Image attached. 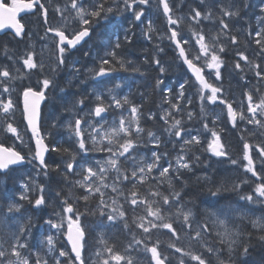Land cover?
Returning a JSON list of instances; mask_svg holds the SVG:
<instances>
[{"label": "snow or ice", "instance_id": "6c2138e0", "mask_svg": "<svg viewBox=\"0 0 264 264\" xmlns=\"http://www.w3.org/2000/svg\"><path fill=\"white\" fill-rule=\"evenodd\" d=\"M150 0H122L123 9L119 5L114 9L109 5V0H92V2L86 7L85 0H66L63 7L57 5L55 11L60 14L63 24L60 27L52 28L48 27L47 32L54 34L58 40H54L55 47L58 51L56 66L51 69L52 72L64 65L65 53L71 49H75L77 45L81 44L85 38L90 37L92 29L95 25H98L101 20H107L109 14L114 12L119 13L122 10H134L137 5H148ZM115 3V0H112ZM160 6H162L163 14L167 19L169 25H175L176 28L170 29L169 39L175 44L178 50V58L183 61V64L187 66V69L195 77V81L199 85L200 99H205L204 92L207 90L211 94L207 96V99L215 103L218 99V93L221 91L219 87L214 86L205 78V69L214 71L217 80L221 78V68L224 66L220 53L225 51L223 44L220 42L222 36H228L232 44L237 43V37L235 35H229L231 29L229 23L225 18L233 19L239 18L244 9L250 7L245 0H229L227 5L219 3L220 15L218 21L220 28L218 32L214 33L211 38H208L204 33L203 28L190 27V38L185 39L178 31L179 25L184 20L183 16L173 15V8L169 4V0H158ZM200 4H205V0H200ZM38 8L44 16V22L47 23L48 9L39 0H11L8 3L7 0H0V29L5 27H11L15 29V35L17 37L24 35L25 25L17 19L18 15L22 12L31 11ZM261 14H264V6L260 8ZM144 15L143 9L134 11L135 21H141V17ZM213 11L209 8L205 12H201L198 9H192L189 13V19L194 21L196 25H200L202 20L211 19ZM77 24V29H72L71 38L66 34L69 31L71 24ZM151 22H149V32H151ZM148 39H152L151 35L146 33ZM255 43L260 45L261 52L264 53V29L256 32ZM195 39L196 44L199 46L198 50L190 52L184 45L190 43V39ZM125 41L130 42V37L126 34ZM121 47L119 39H117L114 47L111 51L106 53V57L101 58L99 61L98 70H94L96 78L108 75L112 71H116V68L111 67L115 62L119 69L125 68V61L122 58H117L116 49ZM163 51V49H159ZM240 60L248 61V57L244 53H237ZM34 52L25 53L24 57H21L23 66L29 70L40 69L43 70V64L37 62L34 59ZM12 59L11 56L8 57ZM159 66V72L165 71L163 66H160V61H154ZM130 63V62H128ZM253 69H259V64H253ZM237 70L243 71L241 63L235 64ZM138 71L139 69H135ZM19 71V70H17ZM78 72L79 69H74ZM255 75L264 79V74L261 71H256ZM0 85L3 86V92L9 93L14 90L11 85L12 81L16 79L13 77L8 68L0 67ZM42 84L40 90H35L29 86L23 90V119L27 121V128L31 131V138L35 141L34 152L30 149L31 159H27L21 151L16 150L14 147H5L0 143V174H6L13 165H22L25 162L33 163L38 162V170L43 171L44 175L48 174V165L45 162V153L51 151L65 152L69 155V161L65 164V172L67 179L68 173L75 172L76 152L71 151L68 148L52 147L51 149L45 143V136L41 134L40 130V117H41V103L46 100V91L53 84V80L50 78H44L39 81ZM161 80H157L156 87L159 88ZM188 81L181 83L180 91L177 94V99H183L185 97V84ZM119 87V85H117ZM164 91V90H162ZM168 93L172 92V89L166 90ZM259 92V89L256 90ZM247 96V113H251L250 117H246L243 111L238 112L235 110L231 103H227V114L231 120L233 127L236 126L237 119L241 121L247 120L248 124H252L256 127L264 129V95H260L258 100H254L252 92L246 94ZM96 104L89 115L93 117H99L100 120L96 123L97 127L88 121L83 123L88 125L91 129L87 132L82 127V117H76L74 122H69L68 128L76 137V144L78 150L83 152L99 151L106 152L107 158L103 161H96L94 166H82V170L79 173L81 179L76 180L73 183V187H78L83 191V194L78 197L79 200H83L85 204H88L90 199L98 198V204L95 209L90 211L86 210V213H80L75 207L73 201L69 202L71 193L65 195L61 200L63 205L62 213H57L58 221L54 222L49 219L45 221L51 228L56 229L58 232L67 225V230L64 233L67 237L69 244L71 245V252L74 253V257L70 258V264H75L76 261L79 264H84L82 258V251L86 242V230L81 223V216L85 214L99 215L102 218H106L109 222H114L117 219L125 221V229L129 228L127 223L126 212L124 210V203H128L135 211L140 207L143 209V214L133 219V224L137 229L142 230L145 239H137L136 235L132 233V240L129 244L119 251L115 245H110L107 241L101 237V243L103 244L102 250L98 249L95 253L96 264H138L137 260L133 257V252H139L141 245H143V251L150 253V264H171L169 257L164 255L160 250V241L157 240L154 244L149 246L146 240H151V234L153 230L166 229L171 233L172 237L177 240L180 238L179 233L184 232L189 237L190 241L199 242L204 250L213 255L216 259V264H233V258L239 259L240 257H248L250 255V248L252 247L250 239L252 232L246 231L240 224L233 222L231 213L234 212L230 206H223L220 204L219 196L222 191L228 189L223 185L208 188V194L210 197L217 199H207L204 201L206 205L204 209L205 221L204 223L196 222L194 225L196 212L192 208L185 206L182 200V191L177 190L173 178L180 179L181 170H191L192 161L188 158L186 153L197 145L201 144V140L198 135H190L187 133V129L183 127L182 118H176L175 113L181 111V106L178 103L164 98V102L170 105L171 110H165L163 116L160 117L166 125L164 131L167 132L169 137H175L177 141H182L180 154L175 158V165L169 162L167 166H162L160 161L163 156H167V153H159L153 151L151 158L141 157L138 154L139 148L147 141L152 142L155 147H159L161 144V138L151 130L145 129L141 125V112L140 106L133 104L127 96L116 97L111 96L107 102L103 95H96ZM76 105L82 106L84 99H78ZM188 103H191L189 100ZM221 103H226L221 100ZM126 109L129 113L128 116L121 113L118 122L113 120L111 124L105 128L104 121L105 114L109 109L115 108L119 110ZM203 111V108L201 109ZM0 113L3 115L5 121L4 131L11 133L20 140L23 144L21 134L18 128L10 122L14 118L15 105L13 100L9 97L7 100L0 99ZM188 119H192V113L188 112ZM149 119H154L152 114H149ZM55 126V125H54ZM204 128L207 129L208 125L204 124ZM188 134L189 138L185 139L184 135ZM213 139L207 144V151L215 157H225L228 153L225 151V146L221 143V138L217 132L212 131ZM86 140L91 142V148L86 147ZM107 141V143H105ZM25 147H28L25 144ZM259 155L264 157V146H256ZM243 160L247 161L244 165L246 172L257 177V180L261 181L255 185V195L241 196L240 199L247 202H255L257 198L264 200V177L260 176L256 171L254 161L251 156L252 146L248 142L243 144ZM194 155V153H193ZM196 161L200 160L199 156H194ZM233 165L237 164V160L232 159ZM199 179V178H198ZM205 181H209V178L205 176ZM111 181V182H109ZM71 183V182H70ZM130 184L131 187L127 190L124 189V185ZM166 185V187H165ZM144 190L141 191V187ZM25 189V194L19 196V200H28L32 203L30 197L26 194L29 190V185L24 184L22 186ZM239 188V184L233 185L232 190L235 191ZM111 189V192L105 190ZM39 192L41 193L34 200V207L39 208L45 204V197L43 195L44 187L39 186ZM61 193L57 192V196ZM123 198L124 203H121ZM22 205L19 203H11L7 206V212L11 214L21 212ZM109 210V211H106ZM243 220L245 217H238ZM253 229L259 230L260 234L258 239L264 241V217L253 219L250 221ZM174 225H176L174 227ZM104 225L101 223L100 225ZM32 227V221L29 217L26 223L19 226L18 230L12 234L11 242L0 241V264H33L31 254L25 255L24 251L28 248L23 238L30 234ZM213 234L216 237V242L220 247H213L209 244L205 238L206 235ZM247 237L249 242H245L244 238ZM49 250L52 251L55 248V241L53 236L49 235L46 238ZM9 243V247L5 249L4 244ZM168 247L174 248L176 253H181L179 264H185L184 256L190 257L192 261L198 262V264H210L209 260H206L203 254H196L194 252L186 251L185 249L178 247L175 243H169ZM69 254L65 251H59L60 257H67ZM34 264H48L47 260L36 257ZM55 264H61L59 260L55 261ZM241 264H248V261L242 260ZM254 264V262H253ZM261 264H264V259L261 260Z\"/></svg>", "mask_w": 264, "mask_h": 264}, {"label": "trees", "instance_id": "16d2710c", "mask_svg": "<svg viewBox=\"0 0 264 264\" xmlns=\"http://www.w3.org/2000/svg\"><path fill=\"white\" fill-rule=\"evenodd\" d=\"M245 2L248 3L250 7L244 9L239 18H225L231 29L229 35H235L237 37V43L232 44L228 36L221 37L220 42L225 48V51L220 53L224 63V66L221 68V78L217 80L213 70L205 69V72L208 73L209 83L221 89L217 94L219 99L216 101L217 103H211L207 99V96H209L207 93H210L208 91L204 92L205 99L201 101L198 83L188 74L183 64L177 60L178 57L175 47L169 39L168 22H166L165 18H162L163 13L161 6L157 2L158 6L155 9V13L152 14V28L155 29L153 33L156 35L160 33V40L153 41L152 39L142 38V33L137 32V26L134 24L132 27L133 35L130 37V42L125 41V39L121 40V47L116 49L117 58L124 59L125 68L127 70L119 69V66L113 62L111 67L117 70L112 71V76L105 80L107 81L106 84H103L104 80L94 82L89 79L87 77L89 71L93 74L94 70H98L101 58L111 59V57H106V53L111 51L114 47V45H92L90 55H88L87 51V54L83 56L82 61L85 65L76 67L79 69L78 72L74 71L76 68H73V70L69 72H65V74L63 72L65 75L64 86L57 100H51V104L49 105L51 108L48 110L50 118H52L51 120L55 122V126L50 125L51 123L49 122L46 126L48 130L46 134L57 133L56 144L53 139H49V143L52 147L68 148L76 152V150H78L76 142L64 139L63 137L60 138L59 134L63 129L61 127V124L64 122L63 118L69 113L66 110L65 102L68 105L71 104L77 107L80 105H76L75 102L83 98V105H88L90 107L96 104V95H103L104 92L105 95L109 93V98L110 95L115 96V94L118 98L127 96L133 104L140 106L141 112L143 113L141 116V125L145 129L156 133L160 138H163V144H171L170 150H168V146L165 145L159 146V150L155 147L157 152L161 154L167 153V156L162 157L160 161L161 165L167 166L169 162L175 165V158L180 154L182 141H177L175 137H173L170 142L166 141L164 138V129L166 125L164 121L160 119V117L164 115L165 110H171L167 105L168 103L164 102V98L168 95L169 97H167V99L170 98V100L181 106V111L175 113L176 118H182L183 127L187 130H192V133L198 135L201 140L200 145L195 146L186 153L188 158L192 161L191 170H181L179 180L173 178L176 189L182 191V200L185 206L192 208L196 212L194 225L196 222H206L204 216L206 205L204 201L207 199H217L209 196L208 188L212 187L214 189L216 186L223 184L228 190L220 193V204L223 206H230L234 209V212L230 214L233 222L240 224L246 231L252 232V237L250 239L252 247L249 250L250 256L240 257L239 259L234 257L233 264H241V261L245 259L251 264H253V262L254 264H261V260L264 259V241L258 239L260 231L253 229L250 225L244 224L245 222H239L235 219V217L239 216L237 215L239 211L235 209L234 205L240 202V196L245 194L254 195L251 190L252 183L255 182L253 181V177H251V179H245L248 172L243 168L244 165H246V161L242 158L244 151L243 144L244 142H248L252 146L254 154L256 152L259 153L256 146H264V129L247 124L244 120H237L236 126L233 127L231 120L228 118L226 108L227 103H231L234 106H238L239 109H247V93L252 92L254 100H258L260 95H264V79L255 75L256 71H261L262 74H264V53L261 52L260 45L255 43L256 39H258V37H256V32L264 29V14L260 12V8L264 6V0H245ZM219 3L227 5L229 0H205V4L203 5L200 4V0H175L174 5L171 6L173 8V15H182L183 13L180 12L182 9H186L184 12H188V15L184 17V20L179 25V32H187L189 39L191 35L190 27L197 29L203 28L206 36L211 38L220 28L218 21L220 13L217 6ZM209 8L213 11L212 18L202 20L200 25H196L194 21L188 18L192 9L205 12ZM127 23L135 22L129 20ZM145 26L147 27V24H145ZM32 32L31 36L34 39L36 33L35 31ZM17 43L20 44L21 41L17 40ZM185 47L188 51L194 52L198 50L199 46L193 38L190 39V43L185 45ZM22 49H24L23 45ZM159 49H163V51H159ZM95 52L98 55L97 57H95ZM146 52H148V54ZM240 52L248 57L250 63L240 60V57L237 55V53ZM154 57L157 58L156 60L160 61V66L164 67L165 71L163 73L159 72V66L154 62ZM237 62L241 63L242 72L235 68ZM253 64H259L260 68L253 69ZM88 65H93V67H89ZM135 69L139 70L136 71ZM158 79L163 81L159 88L156 87ZM135 81L137 82L134 83ZM185 81H188V83L185 84V97L183 99H177V94L180 91L179 86ZM86 83L88 84L87 86L85 85ZM117 85H119V87H117ZM124 88L127 89L124 90ZM167 89H172V92L168 93L166 91ZM257 89H259V92L256 91ZM123 90L125 91L124 94H122L124 92ZM189 100L191 103H188ZM221 100L226 103H221ZM105 102H107V98ZM53 106L58 107L57 112L52 110ZM127 108L128 106H125V110L118 111L114 108L115 111L113 112H116L114 113L115 115L111 114L113 112L109 114L112 118L113 116H117L118 112L129 115L126 110ZM202 108L203 111H201ZM188 112L192 113L191 120L188 119ZM149 114H152L155 118L149 119ZM204 124L208 125L207 129L204 128ZM212 131L217 132L220 136L225 146V151L228 153L227 156L218 158L212 156V154L207 151V144L211 141ZM184 138L188 139L186 135H184ZM145 141L148 143L146 136ZM142 148L143 146L139 148L138 152L141 153ZM194 156H199L200 160L196 161ZM80 159H82V157L76 155V160L79 161ZM232 159L237 160V164L233 165L231 163ZM68 161V153L50 151L46 162L49 166L47 170L48 174L45 176L43 171L39 172L38 178L40 182L38 183V187L43 185L46 190L43 193L46 201L54 204L52 207L54 210L58 209V212L62 211L63 205L61 203L60 207H58L57 204L60 203L63 197L69 194V192L71 193L69 202L72 203L75 201L74 207L80 213H86V210L90 211L95 209L98 204V198L90 199L88 204H85L83 200L78 199V197L83 194V191L78 187H73L72 183H70L71 179L69 177H71V174L68 173L67 179L65 178V164ZM89 164L91 163H87L86 166H89ZM234 169L242 172L239 181L235 179V175H232ZM205 176L209 178L210 182L203 179ZM80 178V175L76 177L78 180ZM236 184H239V188L233 191L232 187ZM6 186H10L11 188H0V237L2 241L11 242L12 234L18 230L21 224L26 223L29 217L22 215L21 212L11 214L10 216L6 214L7 212L4 208L8 204L14 202L19 203L23 206L22 209L25 205L22 203L25 202L24 200L21 201L18 199L20 195L17 191L16 184L6 183ZM123 187L127 192L131 185L126 184ZM144 187L146 186H142L140 190L143 191ZM10 192L11 194L7 196L6 194ZM57 192H60L62 195L57 196ZM107 192H111V189H107ZM40 194V192H37L32 196L35 197ZM30 199L32 203L28 201L27 204H31V207L35 198ZM120 199L121 203H124L123 198L121 197ZM255 204L253 207L256 208V211L263 214L264 204L259 203L258 206H255ZM124 210L129 225L128 229H125V221L123 220L117 219L114 222H109L106 218H102L99 215L85 214L81 216V223L86 230V242L84 244L85 249L83 256L84 264H96L97 258L95 253L98 249L102 250L103 248L101 237L110 245H115L116 249L119 251H123L132 240V233L136 235L137 239H145L142 230L137 229L133 224V219L142 215L143 209L138 207L133 211V208L128 203H124ZM23 214H25V212H23ZM101 223L104 225L103 227L100 226ZM175 226L176 225H174V227ZM31 230V234L26 235L27 239L30 238V235L32 236V239L27 243L28 248L26 250L29 251L35 249V247H33V245H35V238L33 235H36L35 233L40 234L41 225L32 222ZM179 235L180 238L177 240L172 237L171 233L166 229L153 230L151 240H146V243L151 246V244L159 240V250L169 257L171 264H179L181 253H176L174 248L168 247L169 243H175L178 247L186 251L196 254L202 253L204 258L210 261V264H216L215 257L207 253L199 242L190 241L189 237L186 236L183 231H181ZM37 238H39V236ZM205 238L210 245L218 247L216 237L213 234H208ZM244 240L245 242H249L247 237H245ZM58 244L61 248L66 250V244L63 239L58 240ZM4 246L9 247V243H5ZM139 247L140 251L133 252V257L137 260L138 264H150V253L143 251V245ZM37 249L41 250L42 248ZM62 258L61 264H70V255ZM182 258L185 260V264H198V262L192 261L190 257L184 256ZM75 264L79 263L75 262ZM166 264H168L167 261Z\"/></svg>", "mask_w": 264, "mask_h": 264}, {"label": "flooded vegetation", "instance_id": "af4514ba", "mask_svg": "<svg viewBox=\"0 0 264 264\" xmlns=\"http://www.w3.org/2000/svg\"><path fill=\"white\" fill-rule=\"evenodd\" d=\"M85 1L87 2V6L90 4L89 2H91V0H85ZM150 1H153L155 3L154 6L153 5L152 6L149 5V7L151 9L148 8L150 10V12H151V15H152L155 12L156 7L158 6V4L156 2L158 0H150ZM174 1L175 0H169L170 6L174 5ZM7 2L11 3V0H7ZM40 3H43L45 5V7L48 9L47 23L44 22L43 13L39 9L37 10V14L41 15V18H42L43 22H40V19H36L35 16H33V15L28 16V18H26V15H27L26 13H25L26 15L24 14L25 16L22 15L20 18L23 21L22 23H24V25H25V28H26L25 30L27 31L26 34L23 35L26 39H27L28 33L30 31V26L33 24V22L37 21V23L39 24V27L43 23H45L46 25H50V24L52 25V22L50 20V18H51L50 10L53 8V6L56 7L57 5L63 7L64 4L66 3V0H53V1L40 0ZM50 3H52V8L50 6ZM53 20H54V26L53 25L52 26L54 28L60 27L63 24V21L61 20L60 14L57 13L56 11H55V15L53 17ZM48 21H50V23H48ZM108 22H109V20H101L98 25H95L93 27L92 34L90 35V37L85 38V40L82 41L81 44L77 45V47L75 49H71L70 51L65 53V63H64L65 68H66V65L75 64V63L78 65V64L83 63V61H82L83 60V56L87 54V51H88V55H90V47L92 45H115L117 39H119V41L124 40L125 36H124L123 33H127L128 32L129 33V35H128L129 37H131L133 35L132 28L129 27L128 25H126V24L122 25V26L113 25V26H111V27H109L108 29L105 30L106 25H107ZM77 28H78V25L75 24V23H73V24H71L69 26V31L66 33V34L69 35V38H71L72 29H77ZM148 34L151 35L153 41L154 40H158L161 37L160 33H158L156 35L152 31L148 32ZM46 35L44 36V40H43V43H45V44H46ZM52 36H53V43H54V40H58V38L54 37L53 33H52ZM18 39L19 38H17V36L15 34L11 33V32H6V33L0 35V50L5 46V44L6 45H11V46H8V50L10 48H12V47H15V46L22 47L23 43L25 45H30V43H26L25 42L26 39L22 40L21 43L18 44L17 43ZM16 44H18V45H16ZM15 48H17V47H15ZM37 53L38 52H36V54ZM146 53L148 54V52H146ZM36 59H38V55H36ZM156 59L157 58L154 57V60H156ZM55 60L57 61V57H56ZM18 61H21V60H18L16 58L9 59L8 58V54H7V57L0 58V67H5L6 66L10 70L11 75L13 77H16L17 80L21 79L22 77H24L22 74H19V71H17V70H19ZM56 76H57V78L58 77L60 78V80H59V82H61L60 84L64 85L63 78H61V76H59V75H56ZM16 79L12 81L11 87L13 89L16 86V82H17ZM0 80H2L1 77H0ZM135 82H137V81H135ZM106 83H107V81L104 80L103 84H106ZM122 86H124V85H122ZM58 87H59V83L58 84H54L53 83L52 86L49 88V90H47L49 92L48 96L52 97L53 100H57V94H58V91H59ZM0 88H1V85H0ZM126 89L127 88H124V90H126ZM23 90L24 89H22V87H20V88H18V90L14 91V92H10V94L6 95V97H7V99L10 97L13 100V103L15 105L14 118L10 122H12L14 124V126H16L18 128V131L21 134L24 143L22 144L21 141L17 140L15 136L13 137L11 133H6L3 130L5 125L0 127V142L3 143V144H10V146L16 147L18 150L21 151L22 154H25L27 159H30L27 156H29L30 149L32 151L34 150V145H33L32 139H30L31 136L27 132L26 122H25V120L23 119V116H22V110H23L22 93H23ZM52 93H54V95H52ZM124 93H125V91L122 94H124ZM1 94H2V89L0 90V95ZM103 97L105 99L107 98V101H108V93L106 95H104ZM50 104H51V101L49 102V105ZM49 105L45 106V110L43 109V113H42V119H43V116L47 114L46 117H44V120H43V127L44 128H46V126L49 124L48 122H51V119H52V118L49 117L50 113L48 112V110L51 108V106L49 107ZM52 110H56L57 111L58 107L54 106V107H52ZM69 115H70V113H67L64 116L63 120L65 121L68 118ZM0 120H4L2 116H0ZM3 124H5V121L3 122ZM61 131H66V130L63 128ZM66 132L69 134L68 131H66ZM55 134H57V133H55ZM45 135L48 136L49 138H51L53 136L52 134H46V133H45ZM164 135H165L164 138H165L166 141L170 142L173 139V137H169L167 132H165ZM161 141L162 142H161L160 146L161 145L168 146V150H170L169 148H170L171 144H167V143L163 144V141H164L163 138H161ZM25 144H27L28 147H25ZM142 146H143V148L141 149V153L138 152L139 156H141V157L151 158V153L153 151L157 152V150L155 149V146L150 141H148V143H145ZM157 149L159 150L160 148H157ZM97 156H100V155L97 154V153H92L91 152L89 157H87L85 159H82L81 161H91V159H96ZM26 166H21V167L18 166L19 168H14L12 171L8 172L7 174H2V175L9 176V180H7V183H9V184L12 183V182H17L21 177H24V175H26L27 173H32L33 170H30V169H24V170L20 171V168H24ZM29 167H31V165H29ZM60 177H61V174H60ZM36 185H38V184H35V187H36ZM32 190H33V188H32ZM17 191L19 193L23 194V189L22 188L17 187ZM34 198L35 197L33 196V199ZM52 206H54V204H50L45 199V204L42 205L41 209L35 208V207H32V206L30 207V205H26V208L23 210V212H27V210H32L33 212L41 213V210L43 209L42 211H44L45 213L51 214V213H54L53 212L54 208ZM242 207H244V206H242ZM250 208L251 207L249 205V209ZM242 216L245 217V218L243 220H240L238 218L239 222H242V221H244L247 218L253 220L252 216L247 217L246 213L243 214ZM254 219H256V217H254ZM35 223L40 224L41 226L45 225L43 220L36 221ZM44 229H45V233L44 234H48V232H49L48 229L46 227ZM40 233L42 234V230H40ZM35 234L36 235H33V237L35 238L34 241H36L37 237H38V234L37 233H35ZM217 246L220 247L219 244H217ZM33 247H35V249L43 248L44 245L43 244H35V245H33ZM56 249H57V251H56V256L57 257H60L59 256V251H65L64 249L62 250L60 246H58ZM31 256L33 257V254H31ZM47 258H53L51 256V252L50 251H44V256L42 257V259L45 260ZM35 259H36V257L34 259H32V261L34 262Z\"/></svg>", "mask_w": 264, "mask_h": 264}, {"label": "rangeland", "instance_id": "374dc122", "mask_svg": "<svg viewBox=\"0 0 264 264\" xmlns=\"http://www.w3.org/2000/svg\"><path fill=\"white\" fill-rule=\"evenodd\" d=\"M49 1H53V0H49ZM91 2H92V0H91ZM91 2H89V3H91ZM154 2L153 1H150L149 2V4L148 5H137V6H135V8H134V10H122L121 12H119V13H116V12H114V13H112V14H109V16H108V18H107V20L109 19V18H112V19H115V18H117V17H119V18H122V17H124V16H126V18H130V19H132L133 21H135V19H134V11H139V10H141V9H143V11H144V15L141 17V21L140 22H142V19L144 18V17H148V13L147 12H150V10L149 9H151L150 7H149V5L150 6H154ZM117 5H119L120 7H121V9H123V3H122V0H115V3H112V0L110 1L109 0V5L108 6H111V7H113L114 9L117 7ZM50 6H51V8H52V3H50ZM85 6L87 7V2L85 1ZM149 8V9H148ZM55 6H53V8L50 10V16H51V18H50V20H51V22H52V25L54 26V20H53V17H54V15H55ZM186 9H182L180 12H182L183 14L182 15H179V16H183V17H185L186 15H188V12H184ZM117 14V15H116ZM113 16V17H112ZM37 19V18H36ZM135 23H136V21H135ZM137 24V23H136ZM172 27L173 28H176V26L175 25H172ZM54 28V27H53ZM179 29V28H178ZM35 32H36V29L34 30ZM153 31V30H152ZM46 33V32H45ZM45 33H43V28H40L39 29V31L37 32V34L35 35V37H34V39L32 38V36L30 35V37H28L29 39H28V41H29V43H30V45H25L24 43H23V45H25L24 46V49H22V47H18V46H15V47H17V48H15V47H12V48H10L9 50H8V47H6V46H4L3 48H2V50H1V52H2V54H3V56L4 55H6V54H8L9 56H11L12 58H16V59H18V60H21V61H18V64H19V68H20V72H21V74L25 77H22L21 79H19V80H17V82H16V86L14 87V90L13 91H10V92H14V91H16V90H18V88H20V87H22V88H24L25 86H29V85H33V86H39V85H42V84H40L39 83V81H42L44 78H50V79H52L53 80V83L54 84H60L61 82H59V77L57 78V74L55 73V72H52L51 71V69L53 68V67H55L56 66V62H54L55 61V59H56V57L58 56V51H57V49H56V47H55V44L53 43V36H52V33L51 32H47V35H46V46L48 47L47 49H44V47H41V48H38L37 47V44L38 45H41L42 43H43V40H44V34ZM128 33V32H127ZM127 33H125V34H127ZM146 33H148V31L146 30V27H145V30H144V28L142 29V37L143 38H147V35H146ZM181 33V35L185 38V39H188V33L187 32H180ZM32 35H33V32H32ZM128 35H129V33H128ZM6 45V44H5ZM92 48V46L90 47V49ZM34 52L35 54H36V52H38L36 55H38V59H36V55L34 56V59L37 61V62H39V63H42L43 64V70H40L39 68L38 69H32V70H29V69H27L26 67H24L23 66V61H22V59H21V57H24L25 56V53H27V52ZM52 51V52H51ZM98 55L96 54V52H95V57H97ZM99 58V57H98ZM97 58V59H98ZM51 59H53V60H51ZM177 60H178V58H177ZM97 61V60H96ZM81 65H83V63H81V64H70V65H67L66 66V70L64 71V74H65V72H69L70 70H73V68H76V67H79V66H81ZM89 67H92L93 65H88ZM77 69V68H76ZM9 70V69H8ZM35 70V71H34ZM10 71V70H9ZM32 71H34V72H32ZM63 74V76H62V78H64V75ZM2 78V80L4 79L3 77H1ZM24 78V79H23ZM58 82V83H57ZM2 89V94L0 95V99H2V100H7V97H6V95H8V94H10V92L9 93H4L3 92V86L1 85V88H0V90ZM109 94V93H108ZM208 95H210L211 93H207ZM115 96L116 97H118L116 94H115ZM166 97H169L168 95H166ZM105 99V98H104ZM108 100H109V95H108ZM168 100H170V98H168ZM212 103V102H211ZM215 103H217V102H215ZM168 105V107H170V105L169 104H167ZM94 106L95 105H92V106H88V105H82V106H75V105H71V104H69V105H66V110L70 113V115L68 116V118L61 124V127L62 128H64L66 131H68L69 132V134L67 133L66 134V136H68V137H71V140H76V137L74 136V134L70 131V129L68 128V124H69V122H74V119L76 118V117H82L83 118V121H88L89 123H91V124H94V125H96L97 127H99V125L96 123L97 121H99V120H95L94 119V117L92 116V118L90 117V115H89V113L91 112V110H92V108H94ZM236 107V110L238 111V112H240V111H243L244 113H245V115H246V117H250L251 116V113H247V111H246V108H242V109H239V107L238 106H235ZM117 111L119 110V109H116ZM113 111H115L114 110V108H112V109H109V113H111V112H113ZM108 112H106L105 114H103V116H104V121H101V123H104L105 124V128H107L110 124H111V122L113 121V120H116L117 122H118V119H119V117H120V114H117V116H113V118L112 117H106L107 116V114H108ZM0 116H2L3 117V115H2V113H0ZM128 116V115H127ZM239 119V118H238ZM240 120V119H239ZM245 122H247V120L245 119L244 120ZM3 122H4V120H0V127H2L3 125H5V124H3ZM49 123V122H48ZM51 124L50 125H54L55 124V122L54 121H52L51 120V122H50ZM248 124V123H247ZM252 125V124H251ZM65 126V127H64ZM253 126V125H252ZM82 127L84 128V129H86L87 131H86V136H87V132H90L91 131V129H89L88 128V125L87 124H85L84 123V125H82ZM63 131H60V133H62ZM193 131L191 130H187V133L188 134H190V135H195L194 133H192ZM188 134H185L186 136H187V138H189V135ZM65 139V138H64ZM213 139V137H211V140ZM86 143H88V146H87V144H86V147L87 148H91V142L90 141H87L86 140ZM105 143H107V141H105ZM221 143H222V141H221ZM92 152H95V153H97V154H100V156H97V159H96V161H100V162H103L106 158H107V153L106 152H99V151H95V150H92ZM85 153V152H84ZM253 160H254V163H255V168H256V171L258 172V174L260 175V176H262V177H264V157H261L260 155H259V153H255V154H253ZM32 165H34L33 163H32ZM62 165V164H61ZM93 165V163H91L89 166H92ZM37 166V165H36ZM82 166H84V165H75V172L74 173H72L73 175H75V174H77V173H80V171L82 170ZM86 166V165H85ZM244 168V167H243ZM28 169H30V170H33V171H38V168L37 167H32V168H28ZM35 169V170H34ZM63 169V168H62ZM232 175H235V179H237V181H239L240 180V177H241V175H242V172L240 171V170H237V169H234V171L232 172ZM27 179H28V185H30L29 187H31V188H33V190H31V192H34V194H36L37 192H39V188L37 187L38 185H36V187H35V184H37V182H36V178H34V175H30V173H27L26 175H24ZM251 177H253V181H255V182H253L252 183V187H251V190H252V192L254 193V188H255V185L257 184V183H259V182H261V181H259V180H257V177H254V176H252V174L251 173H249L248 172V174H246V176H245V179H251ZM24 183L25 182H23V181H21V182H19L18 184H16V187H21L22 189H23V192L25 191V189L22 187L23 185H24ZM106 192H107V190H105ZM44 193V192H43ZM22 193H19V195H21ZM33 194V195H34ZM44 195V194H43ZM250 195V194H249ZM254 195H255V193H254ZM37 196H39V195H37ZM37 196H35V198L37 197ZM242 196H247V194H245V195H242ZM241 197V196H240ZM239 197V198H240ZM239 203H237V204H235L234 206H235V209H237L238 211H242L243 212V214H245L246 213V215H247V217H250V216H252V218L254 219V217H256V219L257 218H261V217H264V211L262 212L263 214H261L260 212H258V211H256V209L253 207V205L255 204V206H258L259 205V203L260 204H264V200H262V199H260V198H257L256 199V201L255 202H247V201H245V200H242V199H239ZM51 204V203H50ZM60 204H61V202L60 203H58L57 205H58V207H60ZM9 205V204H8ZM24 205V204H23ZM249 205H250V209H249ZM242 206H244V207H242ZM26 208V206L24 205V208L23 209H21V214L22 215H24L23 214V210ZM54 213H52L53 214V216L54 217H50V216H47V215H45L44 217H46V218H44L43 219V222L45 223V221H47V220H49V219H51V220H53L54 222H56V221H58V217H57V213H61V214H63L62 213V211H60V212H58V209H56V210H54L53 211ZM7 215H11V213H6ZM25 214H26V212H25ZM242 216V215H241ZM250 221H251V219H250ZM250 221H249V223L247 224V225H250L251 226V223H250ZM47 228L48 229V234H44L45 233V229L44 228ZM66 227H67V225L65 224V227H64V229H66ZM41 230H42V234L40 233V231H39V233L40 234H38V236H39V238H37V240L35 241V244H43L44 245V242H45V240H46V238H47V236H49V235H51V236H53V238L56 236V237H58L59 236V234L61 233V230L58 232L56 229H54V228H51L50 227V225H48L47 223H45V225L44 226H41ZM64 233H65V231H64ZM44 235V236H43ZM64 235V234H63ZM44 248V247H43ZM43 248L41 249V250H39V249H35L34 251V253H32L33 254V257L35 256V254L37 255V256H39L40 258H42L43 257V255H44V253H43ZM62 250H63V248H61ZM22 251H24V253H25V255L26 254H28V252H30L29 250H22ZM46 251H50L49 250V248H47L46 247ZM56 251H57V249H55V250H52V251H50L51 252V256L53 257V258H56L57 256H56ZM33 257H31V259H34ZM45 260H49V258H47V259H45Z\"/></svg>", "mask_w": 264, "mask_h": 264}, {"label": "bare ground", "instance_id": "6f19581e", "mask_svg": "<svg viewBox=\"0 0 264 264\" xmlns=\"http://www.w3.org/2000/svg\"><path fill=\"white\" fill-rule=\"evenodd\" d=\"M157 39V38H156ZM67 81V80H66ZM136 83V82H135ZM132 89V88H131ZM109 95V94H108ZM54 107V106H53ZM53 111H56V110H53ZM58 111V110H57ZM56 111V112H57ZM49 117H50V115H49ZM61 169V168H60ZM69 186H71V185H69ZM16 191V190H15ZM11 194V192L10 193H8L7 194V196H9ZM62 195V194H61ZM26 217H31V221L32 222H36V221H41V220H43V218H46V217H44L45 215H47V216H50V217H54L53 216V214L51 213V214H47V213H45L44 211H42L41 210V213H37V212H33L32 210H27V212H26V214H24ZM10 216V215H9ZM2 233V232H1ZM32 249V248H31ZM44 251H46V246L44 245V248H43V253H44ZM33 252H35L34 250L33 251H30V252H28V254L29 253H33ZM27 255V254H26ZM44 256V255H43ZM35 257H37V255L35 254V256H34V258Z\"/></svg>", "mask_w": 264, "mask_h": 264}, {"label": "water", "instance_id": "95a60500", "mask_svg": "<svg viewBox=\"0 0 264 264\" xmlns=\"http://www.w3.org/2000/svg\"><path fill=\"white\" fill-rule=\"evenodd\" d=\"M25 2H27V1H25ZM32 11V10H31ZM26 12H29V11H26ZM23 13H25V12H22V13H20L19 15H18V17H17V19L19 20V17L23 14ZM7 30H12V31H14L15 32V29H13V28H11V27H5V28H3V29H0V33L1 32H4V31H7ZM183 62V61H182ZM186 68H187V66L186 65H184ZM188 70V69H187ZM188 72H189V74L192 76V73L188 70ZM194 77V76H193ZM195 78V77H194ZM45 102V101H44ZM44 102H42L41 103V108H42V106H43V104H44ZM40 123H41V117H40ZM31 132V131H30ZM42 134V133H41ZM46 143V142H45ZM47 144V143H46ZM34 145H35V141H34ZM48 153L49 152H47V153H45V160H46V158H47V155H48ZM251 154V153H250ZM26 163V162H25ZM24 163V164H25ZM23 165V164H22ZM17 166H19V165H17ZM66 241H67V243H68V245L70 246V249H71V245L69 244V242H68V240H67V237H66ZM73 254V256H74V253H72ZM82 255H83V251H82Z\"/></svg>", "mask_w": 264, "mask_h": 264}]
</instances>
